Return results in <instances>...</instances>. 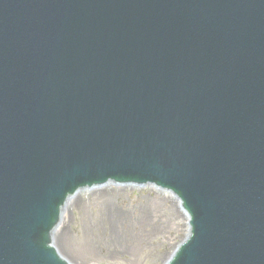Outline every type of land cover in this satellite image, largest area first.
Listing matches in <instances>:
<instances>
[{
	"label": "water",
	"instance_id": "1",
	"mask_svg": "<svg viewBox=\"0 0 264 264\" xmlns=\"http://www.w3.org/2000/svg\"><path fill=\"white\" fill-rule=\"evenodd\" d=\"M156 180L164 264H264V0H0V264H70L69 195Z\"/></svg>",
	"mask_w": 264,
	"mask_h": 264
},
{
	"label": "rangeland",
	"instance_id": "2",
	"mask_svg": "<svg viewBox=\"0 0 264 264\" xmlns=\"http://www.w3.org/2000/svg\"><path fill=\"white\" fill-rule=\"evenodd\" d=\"M97 192H103V196L107 193L109 196L96 201L93 195ZM154 197H159L165 204L160 209L161 211L149 214L151 218L133 230L135 236L132 242L125 236V227L116 229L114 232L117 235L116 244H114L113 239L109 237L113 231L111 232L109 227L103 230L104 227L99 225L100 233L104 232L100 240L102 241L103 238L105 244L100 246V249L98 248L99 251L96 253L100 257L95 260L83 256L76 257L64 250L60 246L61 236L58 232L57 236L53 237V242L66 251L65 253L71 256L73 262L77 264H162L174 247L184 238L187 225L184 212L177 199L150 185L138 187L107 183L103 186L81 190L65 206L58 230L63 226L71 244H85L93 239L88 228L98 226L103 212L106 213L111 209L116 214H123L124 211L129 210L130 213L125 214L127 217L130 214L133 218L131 221L136 222V218L153 210L148 209V205L151 207V200ZM74 201L78 203L75 205Z\"/></svg>",
	"mask_w": 264,
	"mask_h": 264
},
{
	"label": "bare ground",
	"instance_id": "3",
	"mask_svg": "<svg viewBox=\"0 0 264 264\" xmlns=\"http://www.w3.org/2000/svg\"><path fill=\"white\" fill-rule=\"evenodd\" d=\"M107 196H109L107 193L104 194L103 196V192H97L93 195V199H95L96 201H99L100 199L103 198H107ZM72 198V197H71ZM70 198V199H71ZM78 203V201H74V204L76 205ZM165 204V202L160 199L159 197H154L151 200V207H149L150 205H148V209H153L150 210L148 213H144L143 216H139V218H136V222H132L131 220L133 219L131 217V215L129 214V216L127 217V215L125 213H130L129 210L124 211L123 214H116L113 210H107L106 213L103 212L102 213V219L99 220V224L96 227L90 226L89 229V234L92 235L93 239L90 240V242H85V244H71L68 239H67V235L65 232V229L62 227L56 228L55 232H54V236H57V232L59 233V235L61 236L59 239L61 240V244L60 246L63 247L64 250L68 251L69 253H71V255L74 256H83V257H87L89 259H93L95 260V258L100 257L99 254H97L96 252L99 251L98 248L100 249V246H102L103 244H105V240L102 238V241L100 240V237L102 234H104L103 230L106 229L107 227H109L111 229V232L113 231V234L111 233L109 235L110 238L113 239V243L116 244V238L117 235H115V231L116 229H122L123 227H125V236L129 238V241L132 242L133 238L135 236L133 230L137 229L139 224H142V222H145L146 220H148L149 217L148 215L150 214H154V211H161L160 209H162L163 205ZM147 209V211H148ZM153 211V212H152ZM135 217H137L136 215H134ZM148 217V218H147ZM99 225H102L103 233H100L99 230ZM144 226V225H143ZM142 228V227H141ZM187 228L185 229V233H186ZM65 232V233H64ZM93 233V234H92ZM104 236V235H103ZM94 242V244L92 243ZM125 246H127V244H124ZM54 246L56 247L57 251L63 256L65 257L67 260H69L70 262H73V258L71 256H68L62 248L59 247V245H57L56 243H54Z\"/></svg>",
	"mask_w": 264,
	"mask_h": 264
}]
</instances>
